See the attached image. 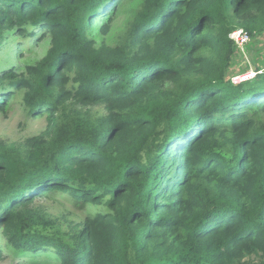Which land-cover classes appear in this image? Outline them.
I'll return each mask as SVG.
<instances>
[{
	"label": "trees",
	"instance_id": "obj_1",
	"mask_svg": "<svg viewBox=\"0 0 264 264\" xmlns=\"http://www.w3.org/2000/svg\"><path fill=\"white\" fill-rule=\"evenodd\" d=\"M238 28L264 34V0H0V49L49 41L0 67V113L46 119L0 141V258L264 264V67L231 81Z\"/></svg>",
	"mask_w": 264,
	"mask_h": 264
},
{
	"label": "rangeland",
	"instance_id": "obj_2",
	"mask_svg": "<svg viewBox=\"0 0 264 264\" xmlns=\"http://www.w3.org/2000/svg\"><path fill=\"white\" fill-rule=\"evenodd\" d=\"M124 16H120L119 25H122ZM120 25V26H121ZM254 51L251 53V45ZM49 46L48 37L41 35L31 38L20 37L18 34L10 36L8 42L0 49V67L4 64L13 63L21 68H25L27 63L35 62L42 58ZM254 60V61H253ZM264 67V34L250 39L246 44L245 51L238 50L232 64V72L254 73L255 64ZM95 114H104L105 110L101 106L92 107ZM46 126L44 117L33 118L21 104L20 100H14L7 115L0 113V141H22L27 137L39 134ZM39 202L45 205L53 213L54 217L68 223V219L80 221L83 219L88 209L76 207L71 200L58 197L41 198ZM24 261L26 258L23 259ZM28 260V258H27ZM0 264H28L19 262L14 253L10 250H3Z\"/></svg>",
	"mask_w": 264,
	"mask_h": 264
},
{
	"label": "built area",
	"instance_id": "obj_3",
	"mask_svg": "<svg viewBox=\"0 0 264 264\" xmlns=\"http://www.w3.org/2000/svg\"><path fill=\"white\" fill-rule=\"evenodd\" d=\"M231 39L234 41L235 45L237 46L238 50L244 52L246 44L251 39V36L247 31H245L243 28H238L233 30L230 33ZM255 75L254 73H235L231 76V81L235 84H239L243 81H246L250 78H252Z\"/></svg>",
	"mask_w": 264,
	"mask_h": 264
},
{
	"label": "clouds",
	"instance_id": "obj_4",
	"mask_svg": "<svg viewBox=\"0 0 264 264\" xmlns=\"http://www.w3.org/2000/svg\"><path fill=\"white\" fill-rule=\"evenodd\" d=\"M251 40H252V37H251Z\"/></svg>",
	"mask_w": 264,
	"mask_h": 264
}]
</instances>
